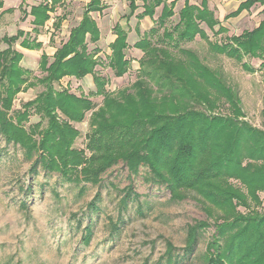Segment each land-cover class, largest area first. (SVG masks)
Wrapping results in <instances>:
<instances>
[{
    "label": "trees",
    "instance_id": "obj_1",
    "mask_svg": "<svg viewBox=\"0 0 264 264\" xmlns=\"http://www.w3.org/2000/svg\"><path fill=\"white\" fill-rule=\"evenodd\" d=\"M127 1L126 22L138 8L137 1L142 3V11L135 14L137 19H153L157 7L160 12L154 19L157 26L133 44L142 53L134 80L116 91L108 90L107 79L95 74L97 48L88 49V42H97L100 35L90 13L105 8L102 0L85 4L79 22L54 50L51 61L41 52L39 67L44 75L33 81L19 64L23 54L13 45L19 40L20 47L39 50L42 42L19 28L0 38L7 45L0 50V135L22 150L32 176L43 171L57 173L75 186L96 185L101 175L121 160L132 175L145 167L144 180L163 185L172 201L192 193L212 223L195 220L187 226L184 246L177 248L167 241L165 251L153 264H183L210 226L213 233L199 253L202 264H264V208L259 195L264 193V120L261 127L250 123L238 91L221 72L205 64L195 51L180 47L181 42L199 36L210 49L240 63L248 73L256 68L245 57L259 60V68H264V7L257 26L216 42L208 38L201 24L213 35L227 28L214 16L207 0L199 4L184 0L178 21L171 28L165 23L174 14L177 0ZM3 2L0 0V8ZM24 2L19 3V10L23 18L31 16L32 31L38 34L62 0H42L28 9ZM255 3L264 5V0H244L224 18L234 17ZM64 18L65 14L54 17V30ZM112 29L115 37L109 44L107 64L115 77H121L130 67L125 56L127 31L118 22ZM87 74L95 88L88 95L54 86L65 76L81 79ZM37 83L43 89L13 109L16 94ZM92 96L101 97L99 105ZM87 112L89 128L84 145L75 147L80 131L73 123L82 122ZM32 113L40 120L26 127ZM123 191L121 207L128 199L140 196L131 184ZM98 199L96 193L87 203L88 210H98ZM137 208L142 214L139 202ZM111 228L117 230L118 225L111 222ZM83 230L81 239L88 244L92 229L87 224Z\"/></svg>",
    "mask_w": 264,
    "mask_h": 264
},
{
    "label": "rangeland",
    "instance_id": "obj_2",
    "mask_svg": "<svg viewBox=\"0 0 264 264\" xmlns=\"http://www.w3.org/2000/svg\"><path fill=\"white\" fill-rule=\"evenodd\" d=\"M20 1L4 0L0 8V38L15 33L19 28L28 32L29 38L36 37L42 42L39 50L24 49L18 44L19 40L13 45L14 49L23 54L19 64L29 71V80L33 81L44 75L39 67L41 52L48 54V61L52 60V53L67 39L69 30L77 25L89 0H62L50 12L51 18L40 28L38 34L32 31L31 16L23 18L18 7ZM40 1L42 0H25L24 7L28 9L30 5ZM183 1H176L174 14L165 23L166 28H171L178 21ZM226 1L221 3L228 13L231 6ZM189 2L199 4L200 0ZM102 3L105 8L100 13H90L99 27L100 35L97 42H88V49L97 48L99 64L95 67V74L107 79L108 90L116 91L134 80L142 53L133 44L144 32L157 26L154 19L159 14L160 7L156 8L153 19H137L135 14L142 11V3L137 1L138 8L126 22L127 0H102ZM212 4L214 16L227 31L213 35L204 24L201 26L208 38L216 42L224 41L226 35H238L242 30L251 28L261 13L260 6L257 5L244 18L227 19L224 18L227 13H221L218 9L220 0H209L208 7ZM61 14H65V18L60 28L54 30L53 19ZM116 22L127 31L128 47L125 49V56L130 60L128 71L121 77H115L107 64L109 44L115 37L112 28ZM217 27L218 25L215 29ZM157 29L160 34L162 27ZM6 47L0 41V50ZM180 47L195 51L205 64L221 72L238 91L246 119L261 127V121L264 120V115L261 114L264 68H259V60L244 58L256 68L255 72L248 73L240 63L210 49L206 40L199 36L192 41L181 42ZM54 86L56 89L68 88L77 95H88L95 89L90 74L81 79L65 76ZM42 89L43 86L37 83L18 92L13 101V109H19L22 103L33 99ZM91 100L99 105L101 97L92 96ZM89 113H86L82 122L73 123L80 131L74 142L75 147L84 145V134L89 128ZM39 120V116L32 113L25 126ZM29 165L22 150L0 135V264H153L165 251L167 241L182 248L187 226L195 220L207 219L192 193L182 200L172 201L163 185L145 181V167H140L138 174L132 175L125 163L119 160L101 175L98 184L81 183L75 186L63 181L57 173L45 174L39 171L32 176L28 171ZM128 184L140 196L137 200L128 199L126 206L121 207L123 190ZM96 193L99 195V208L95 212L88 210L87 203ZM259 195L262 198L261 208H264V193ZM138 202L141 204L142 214L138 211ZM239 210L246 211L243 207H239ZM207 220L212 223L211 219ZM79 222L81 223L78 225ZM111 222L118 225L117 230L111 228ZM87 224L92 233L89 243L84 244L81 238ZM212 233L213 226L202 233L193 252L183 264H202L199 253L204 250Z\"/></svg>",
    "mask_w": 264,
    "mask_h": 264
},
{
    "label": "crops",
    "instance_id": "obj_3",
    "mask_svg": "<svg viewBox=\"0 0 264 264\" xmlns=\"http://www.w3.org/2000/svg\"><path fill=\"white\" fill-rule=\"evenodd\" d=\"M242 1H244V0H227L226 2L228 3V5L229 6H231V10L228 12V13H230V12H232V11H234L237 7H238V5H239V3L240 2H242ZM21 2V1H20ZM223 3V0H220V4L218 5V9H220L219 11L221 12V13H227L225 10L226 9H224L225 7L223 6L224 4H222ZM208 3H209V0H207V5H208ZM37 4V3H36ZM217 5V4H216ZM215 5V6H216ZM260 6V12H261V10H262V8L264 7V5H261L260 3H255L253 6H251L248 10H242L238 15H236V16H234V17H229V18H238V19H240V18H244L248 13H249V11L253 8V7H256V6ZM211 7V8H210ZM209 8L210 9H214V6H213V4H212V6H210ZM218 10H215V12H217ZM227 13V14H228ZM262 18V14L260 13V17L258 18V20H257V22L255 23V25L254 26H252L251 28H253V27H255V26H257V24L259 23V21H260V19ZM228 19V18H227ZM242 28H244L243 26H242ZM251 28H249V29H251Z\"/></svg>",
    "mask_w": 264,
    "mask_h": 264
}]
</instances>
